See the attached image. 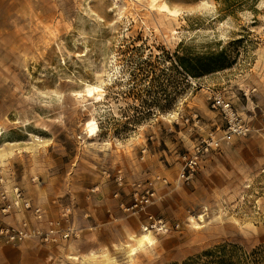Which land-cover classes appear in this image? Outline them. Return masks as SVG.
Here are the masks:
<instances>
[{"label": "rangeland", "instance_id": "374dc122", "mask_svg": "<svg viewBox=\"0 0 264 264\" xmlns=\"http://www.w3.org/2000/svg\"><path fill=\"white\" fill-rule=\"evenodd\" d=\"M179 57L220 66L191 76ZM214 96L249 131L186 179L182 156L226 129ZM0 152V198L17 186L40 209L0 199V224L42 234L0 247L35 242L42 264H201L235 246L225 259L247 264L264 247V0H0ZM145 225L152 243L130 256Z\"/></svg>", "mask_w": 264, "mask_h": 264}, {"label": "built area", "instance_id": "2783aa9c", "mask_svg": "<svg viewBox=\"0 0 264 264\" xmlns=\"http://www.w3.org/2000/svg\"><path fill=\"white\" fill-rule=\"evenodd\" d=\"M213 104L214 106L220 108L222 113L224 114V118L226 119V129L224 130L221 138L217 139L210 137L208 141H204L202 147L200 148L195 147V149L190 154H184L182 156L183 172L181 173V176L185 177L186 179H188L191 176L192 172L197 168L200 157L204 152H207L209 148L216 150L220 147L221 140L228 142L233 135L235 134L246 135L249 131L248 126L242 122L238 114L232 109L229 102L225 101L220 96H214ZM11 194L12 197L10 202L7 201L6 199L7 195L5 194V192L1 194L0 199L1 201L5 202V204H2L1 206V211L3 213L9 212L12 206H14L15 208L31 211L36 219H40V209L36 207H32L30 202L24 197L21 190L17 186L11 187ZM153 194H154L153 191H150L147 188L145 194L141 197V199L145 203H147L151 199ZM134 206H136V204ZM149 226L152 229L156 228L160 232H166L167 230V227L162 222V220L154 221ZM149 226L145 225L143 228L146 230L148 229ZM55 228H56V223L50 221L48 223V232H46V235L54 236V234L56 233ZM41 235L42 234L38 229L27 227L25 222H23L18 227L3 226L0 224V243L3 242L7 244L19 243L29 238L38 237V236L41 237ZM67 236H68L67 233H64L62 235L63 238H66Z\"/></svg>", "mask_w": 264, "mask_h": 264}, {"label": "trees", "instance_id": "16d2710c", "mask_svg": "<svg viewBox=\"0 0 264 264\" xmlns=\"http://www.w3.org/2000/svg\"><path fill=\"white\" fill-rule=\"evenodd\" d=\"M178 62L181 67L191 76H199L217 69L220 64L209 58L198 57L193 59L178 58ZM176 63V62H175ZM145 102V101H144ZM222 248V249H221ZM235 246L231 247L230 250L224 249L223 247L218 248L217 251H209L204 253L202 256L205 257L201 264H230L229 260H226L227 252L234 251ZM222 252V253H221ZM200 257L196 260H189L183 262V264H199ZM243 260L249 264H264V247H257L253 249L249 254L244 256Z\"/></svg>", "mask_w": 264, "mask_h": 264}, {"label": "crops", "instance_id": "0c3cea01", "mask_svg": "<svg viewBox=\"0 0 264 264\" xmlns=\"http://www.w3.org/2000/svg\"><path fill=\"white\" fill-rule=\"evenodd\" d=\"M35 242H25L17 247H0V264H42L44 251Z\"/></svg>", "mask_w": 264, "mask_h": 264}, {"label": "bare ground", "instance_id": "6f19581e", "mask_svg": "<svg viewBox=\"0 0 264 264\" xmlns=\"http://www.w3.org/2000/svg\"><path fill=\"white\" fill-rule=\"evenodd\" d=\"M152 2V5L153 3H156L157 0H151ZM157 7H159L160 9L168 12L169 14H171L172 16H176L177 15V11L176 10H170L164 3H161L159 5H157ZM4 154L3 152H0V157H2ZM198 219H201L203 220V217L202 215H199L198 216ZM146 231H148L147 233H142L139 235V237H137L136 241H137V244H136V247L132 248L130 251V256L134 255L136 253V250H138L137 246H142L143 244L147 243V244H151L152 243V239H151V236H150V232L151 230H148L146 229Z\"/></svg>", "mask_w": 264, "mask_h": 264}]
</instances>
